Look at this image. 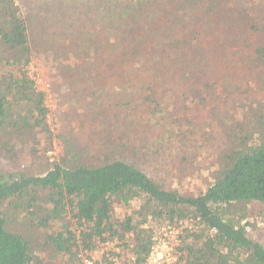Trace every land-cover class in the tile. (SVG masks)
<instances>
[{
  "label": "trees",
  "instance_id": "16d2710c",
  "mask_svg": "<svg viewBox=\"0 0 264 264\" xmlns=\"http://www.w3.org/2000/svg\"><path fill=\"white\" fill-rule=\"evenodd\" d=\"M86 1L83 33L102 40L91 44L90 54L109 53L114 16H121L116 66L124 61L138 71L115 72L109 88L116 93L104 94L117 101L116 123L89 146L104 155L100 165L86 164V142L82 148L70 143L66 158L43 173L14 161L0 171V264H84L81 253L92 259L102 244H117L120 252H104L97 264H148L156 231L164 227L182 228L173 264H264V237L252 236L258 222L250 221L264 222V22L249 25L241 7L250 0L216 5L218 21L209 19L213 0ZM0 6V152L47 156L55 136L47 94L30 74L36 51L29 22L64 26L79 4L53 0L29 18L17 0ZM91 27H102L101 34ZM172 105L182 118L171 129ZM194 109L202 113L193 116ZM127 111L138 128L128 137L122 131ZM204 129L211 131L216 169L209 188L183 193L144 170L152 156L166 160L181 141L189 150L182 161L204 172L195 162L204 159L198 144ZM32 228L45 233L40 242Z\"/></svg>",
  "mask_w": 264,
  "mask_h": 264
},
{
  "label": "rangeland",
  "instance_id": "374dc122",
  "mask_svg": "<svg viewBox=\"0 0 264 264\" xmlns=\"http://www.w3.org/2000/svg\"><path fill=\"white\" fill-rule=\"evenodd\" d=\"M18 1H20L21 5L30 6L34 14L35 10H39L45 3H52L53 0H28V2L27 0H17V5L20 8ZM77 2L79 4L78 9L70 13L71 17L64 26L54 24L51 27L42 28L35 21L31 20L29 22L31 33H39L33 36L34 38L36 37L33 46L42 50L34 54L30 66V74L36 81L38 88L47 94V103L50 109V126L55 136V151L49 152L47 156L25 153L18 154L17 156H7L0 152V171L11 167L10 162L14 161L12 163L14 166L19 164V166L25 168L29 167L34 172L43 173L46 166L51 162L66 158V147L70 143H72L71 146H78V148H82L81 146L86 142L89 143H86V148H84L88 152L86 160L88 166H98L103 162L104 155L98 154L96 151L94 153L91 147L96 145L95 141L99 138L98 134L101 130H104L110 123H116V120L113 118L112 108L117 102L114 98L108 99L104 94L109 93L110 96L114 97V93L116 92H111L113 89H110L109 85L117 76L114 75L115 72H127L125 69L127 68L132 73L137 72L138 69L136 68L137 66L133 67L132 63L126 64L124 61H121L124 66H116V61L119 59L118 49L122 45V37L119 35V32L122 30L123 22L122 17L118 15L114 16L115 20L112 23L113 36H111V43L107 41L109 53L102 57L90 54L91 44L98 45L102 43V40L97 38L91 40L89 38L90 34L83 33V30H86L84 25L88 6H86V0H77ZM231 2L234 1L213 0L208 10L211 17L209 19L218 21L219 17L216 16L215 6L218 5L222 9H228L232 5ZM251 2L254 4V7L250 6ZM257 2L262 4V6L258 7L255 4ZM250 3L249 6L247 4L242 5L241 9L245 12L244 16L252 18L251 21L248 20L250 26L255 24L259 26L264 22V12L260 10L264 8V0H250ZM2 22L3 14L0 6V29ZM100 28L102 27H91L90 29L93 35L98 37L102 32ZM44 38L47 41L49 40L47 42L48 45L41 48L43 47L42 41ZM261 39L264 40L263 38ZM48 58L54 61L56 64L55 69L59 70V72L51 73V66L49 65L51 61ZM103 69L111 72L113 75L101 77ZM258 78L260 77L255 76L252 82L255 84ZM200 113H202L201 110L196 109L190 112L193 116H197ZM125 114L128 116L125 120L127 127L123 128L122 131L128 137V134L129 136L130 134H134L138 128H135V124L133 123L134 117L131 112ZM125 114H122L121 117H126ZM168 116L170 122L167 126L172 129L177 119L182 118V113L175 105H172L169 108ZM210 137L211 131H207L206 129L198 135V144L204 150V159L200 158L195 162L199 168L205 169L204 172H201L199 169L195 172L192 167L194 162L191 164V162L184 163L182 161V158L186 154H189V150L181 141L178 143L174 142L170 150L166 151V160L162 159L158 162L155 156H152L151 161L145 163L144 170L157 180L164 176L169 184L178 188L183 193L191 194L203 189L205 190L211 186L214 180V172H216V169L211 165L214 148L210 146L207 139ZM157 169L162 170L163 173L158 172ZM152 171H157L158 176L153 174ZM250 221L252 223L258 222L257 228H252L251 230L252 236L256 238L264 237L263 220L251 219ZM184 225L185 227H193L191 222H185ZM31 231L38 234V242H40L39 239L45 236V233L38 232L36 228H32ZM156 232L157 242L162 244V255L160 256L161 258L164 257L160 264L175 263H167L166 260L175 259V256L177 258L181 255L178 247L182 228L164 227ZM116 246L117 244L100 245L94 258L100 260L104 252L111 250L116 253L120 252V249ZM173 253H175V256ZM116 263L120 264L118 261Z\"/></svg>",
  "mask_w": 264,
  "mask_h": 264
},
{
  "label": "built area",
  "instance_id": "2783aa9c",
  "mask_svg": "<svg viewBox=\"0 0 264 264\" xmlns=\"http://www.w3.org/2000/svg\"><path fill=\"white\" fill-rule=\"evenodd\" d=\"M161 246H162V244L157 242L156 245L153 247V251H152V254H151L150 258H149V263L148 264H160L161 260L164 259V257L161 258V256H160V255H162ZM173 255L175 256V253H173ZM81 257H82V260H83L84 264H97L96 263V259L87 258L84 253H81ZM176 259L177 258L175 256V259H167L166 262L167 263H173V262L177 261Z\"/></svg>",
  "mask_w": 264,
  "mask_h": 264
},
{
  "label": "crops",
  "instance_id": "0c3cea01",
  "mask_svg": "<svg viewBox=\"0 0 264 264\" xmlns=\"http://www.w3.org/2000/svg\"><path fill=\"white\" fill-rule=\"evenodd\" d=\"M27 2H28V0H27ZM18 3H19V5H20V8H21V10H22L23 15H24L25 18H29V17H31V16L33 15L32 11H31V9H30V6H28V5H27V6H25V5H21V4H20V1H18ZM24 3H25V1H24ZM29 32H30V35H31L32 43L35 44V39H36V37L34 38L33 36H35L36 34L38 35L39 33L37 32V33H35V34H32L31 31H30V29H29ZM48 41H49V40H48ZM48 41L45 40V38H44L43 41H42L43 47H41V48H44V47H45V44H44V43H47ZM34 44H33V45H34ZM33 47H34V46H33ZM34 49H35L36 53L42 51V50H40V48H34ZM48 59L51 61V63H50L49 65L56 66V64L54 63V61H53L52 59H50V58H48Z\"/></svg>",
  "mask_w": 264,
  "mask_h": 264
}]
</instances>
